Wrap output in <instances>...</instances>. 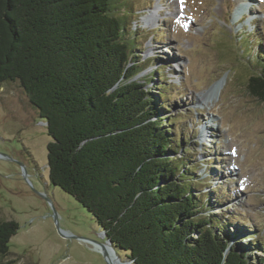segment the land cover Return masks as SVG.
Masks as SVG:
<instances>
[{"label":"trees","instance_id":"16d2710c","mask_svg":"<svg viewBox=\"0 0 264 264\" xmlns=\"http://www.w3.org/2000/svg\"><path fill=\"white\" fill-rule=\"evenodd\" d=\"M133 1L0 0V87L16 83L42 119L49 182L86 208L130 264H264L262 239L242 243L229 216L202 214L213 206L207 194H226L200 192L190 154L178 156L179 118L160 116L174 94L154 59L136 57ZM239 44L254 68L246 89L264 104V52ZM150 63L155 70L137 78ZM156 77L162 86L151 91ZM18 227L0 220V264L12 262Z\"/></svg>","mask_w":264,"mask_h":264},{"label":"rangeland","instance_id":"374dc122","mask_svg":"<svg viewBox=\"0 0 264 264\" xmlns=\"http://www.w3.org/2000/svg\"><path fill=\"white\" fill-rule=\"evenodd\" d=\"M135 2L138 10L131 29L137 35L136 57L154 59L166 77V90L174 94L167 101L172 108L160 116L179 118L181 140L187 145L178 156L190 154L195 172L203 179L200 192L213 189L226 194L221 198L213 191L207 194L213 206L202 214L229 216V230L236 231V240L261 246L264 104L246 89L247 75L254 68L243 59L251 56L243 43L253 55L264 52V0ZM149 14L154 18L147 21ZM244 64L249 71H244ZM155 67L150 63L136 77L141 79ZM220 79V91L209 101H200L199 96ZM161 84L156 77L146 87L155 91ZM49 140L22 89L4 83L0 87V220L19 225L8 240L5 260H11L9 264H109L97 248L105 239L92 215L48 180ZM208 175L211 182L204 180ZM105 249L112 262V251L107 245ZM254 253L251 249L248 254L254 258ZM118 254L125 261L124 253Z\"/></svg>","mask_w":264,"mask_h":264},{"label":"bare ground","instance_id":"6f19581e","mask_svg":"<svg viewBox=\"0 0 264 264\" xmlns=\"http://www.w3.org/2000/svg\"><path fill=\"white\" fill-rule=\"evenodd\" d=\"M154 17L152 14L147 15L146 20L150 21L152 20ZM223 83V79L218 80L215 84H213L207 91L203 92L200 96H199V100L200 101H209L210 99H212L215 96V93H218L220 91V88L222 86ZM109 246L110 250L112 251L113 254V258L111 257V260L113 262V264H121V261L119 259H116L117 257L114 255L113 250L111 249L110 245ZM108 258V257H107ZM109 260V259H108ZM110 261V260H109ZM111 262V261H110ZM111 262V263H112Z\"/></svg>","mask_w":264,"mask_h":264},{"label":"water","instance_id":"95a60500","mask_svg":"<svg viewBox=\"0 0 264 264\" xmlns=\"http://www.w3.org/2000/svg\"><path fill=\"white\" fill-rule=\"evenodd\" d=\"M0 155H2V154H0ZM99 234H100V236H102V237L105 239V241H104L103 243H101V244L98 243L97 248H98L100 251L103 252V254H104V256L106 257V259H107V261L109 262V264H113V263H111V262L108 260V258H107V252H106V249H105V246H106V245H110L111 249L113 250L114 255L117 257L116 259H119V260L121 261V264H125V262H126V263H129V261H127L126 259H125V261H122V260L120 259L119 254H118V253L116 252V250L114 249V247H113V245L111 244L110 240L107 239V238H105V232H104L103 230L99 231Z\"/></svg>","mask_w":264,"mask_h":264},{"label":"snow or ice","instance_id":"6c2138e0","mask_svg":"<svg viewBox=\"0 0 264 264\" xmlns=\"http://www.w3.org/2000/svg\"><path fill=\"white\" fill-rule=\"evenodd\" d=\"M181 3H183V0H181Z\"/></svg>","mask_w":264,"mask_h":264}]
</instances>
